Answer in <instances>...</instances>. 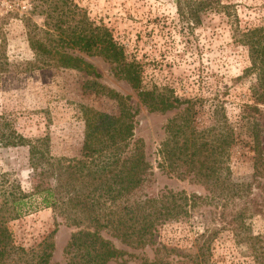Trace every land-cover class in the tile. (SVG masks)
<instances>
[{
	"label": "trees",
	"instance_id": "obj_1",
	"mask_svg": "<svg viewBox=\"0 0 264 264\" xmlns=\"http://www.w3.org/2000/svg\"><path fill=\"white\" fill-rule=\"evenodd\" d=\"M30 12L42 17V26L24 18L29 50L43 63L64 68L91 71V66L79 57L60 52L57 48L69 45L84 53L95 52L106 60L114 74L134 90L150 112H166L185 105L182 113L167 120L164 139L159 144L157 164L176 180L202 187L205 194H185L164 190L148 197L144 193L153 184L152 168L147 161L141 141L133 139L134 113L128 98L106 90L104 95L114 100L117 115H108L90 108H81L83 138L80 158L53 157L48 151L46 136L25 138L12 123L0 115V149L25 147L27 167L32 185L23 190L8 172H0V264H48L53 250L50 239L25 250L13 243L8 224L31 212L49 209L66 227L74 228L65 247V264H125L130 257L115 249L100 236L108 230L120 243L131 248L156 245L151 260L137 264H214L211 244L220 230L226 229L233 238L245 242L252 264H264V234L251 235L245 219L257 209L252 188L256 178L264 176V153L260 149L258 120L264 114V28L236 32V41L247 51L249 66L242 77L251 75L247 100L239 104L235 125L228 122L223 102L211 99L208 107L209 124L198 128L197 107L194 101L181 100L166 87L145 90L141 69L134 60H127L122 47L103 27H91L84 13L69 0H36ZM195 7L218 10L220 0H194ZM185 2L177 4L183 20L197 15L198 9L185 10ZM0 21V75L7 61L3 48V26ZM70 24V25H69ZM66 30V31H65ZM56 34H53L55 33ZM89 73V72H88ZM236 78V80H239ZM97 88L103 90L100 85ZM242 128L252 153L250 176L242 182L230 179V153ZM238 129V130H239ZM240 208L235 211L234 201ZM200 205L218 208L211 219L217 227L210 229L202 218V231L193 239L196 244L184 250L156 244L157 230L188 219Z\"/></svg>",
	"mask_w": 264,
	"mask_h": 264
},
{
	"label": "rangeland",
	"instance_id": "obj_2",
	"mask_svg": "<svg viewBox=\"0 0 264 264\" xmlns=\"http://www.w3.org/2000/svg\"><path fill=\"white\" fill-rule=\"evenodd\" d=\"M69 1L84 13L91 27H103L110 33L112 40L122 47L127 60H134L139 65L141 85L145 90L153 86L166 87L179 99L194 101L198 128L209 124L208 107L214 98L223 102L228 122L235 125L238 106L247 100L253 83L251 75L242 77L249 62L246 48L235 40L236 32L264 28V0H220L224 8L218 10L204 5L195 7L191 4L194 0ZM181 2L186 3V11L193 13L198 9L197 15L181 19L177 13V4ZM36 4L40 5L36 0H0V21L7 15L2 25V52L7 66L0 75V115L25 138L46 136L51 156L78 159L83 138L81 108L115 116L117 105L104 92L108 90L127 97L134 113L133 139L142 142L153 173V184L145 190L146 196L152 197L164 190L204 195L202 187L188 182L187 178L176 180L156 168L165 124L181 114L185 105L166 112H150L141 104L136 92L95 52L84 53L69 45L57 48L89 64V73L84 69L43 63L28 48L23 22L24 18H29L42 26V17L34 15L37 9L34 14L30 13ZM261 109L264 111V107ZM258 124L260 149L264 153V114ZM238 129L235 130L238 132L237 143L232 147L229 161L230 179L235 183L246 180L252 172V153L246 144L248 138L242 128ZM0 172L10 173L23 190H28L32 177L27 167L26 148L0 149ZM256 183L251 192L257 209H251L252 215L245 219L248 232L253 236L264 234V176L257 177ZM234 204L233 209L238 211L239 200ZM217 212V207L200 205L190 220L160 227L154 241L178 250L193 245V253L196 246L193 239L202 231L203 220L199 214L206 215L205 222L214 229L217 226L211 213ZM8 229L13 243L25 250L50 239L53 250L48 264H65V247L70 235L76 231L66 227L49 209L22 216L10 222ZM99 234L115 249L130 255L123 258L125 264H137L141 259L153 257L156 245L134 249L120 243L108 230H101ZM210 258L214 264H252L247 244L233 238L226 229L217 232L211 244Z\"/></svg>",
	"mask_w": 264,
	"mask_h": 264
}]
</instances>
